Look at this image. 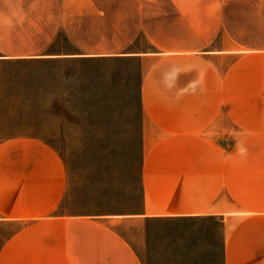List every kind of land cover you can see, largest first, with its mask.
<instances>
[{"label": "crops", "instance_id": "crops-1", "mask_svg": "<svg viewBox=\"0 0 264 264\" xmlns=\"http://www.w3.org/2000/svg\"><path fill=\"white\" fill-rule=\"evenodd\" d=\"M59 30L74 51L47 52ZM68 55L139 60L144 207L68 212L59 152L0 136V264H147L117 221L195 219L224 264H264V0H0V60Z\"/></svg>", "mask_w": 264, "mask_h": 264}, {"label": "rangeland", "instance_id": "rangeland-1", "mask_svg": "<svg viewBox=\"0 0 264 264\" xmlns=\"http://www.w3.org/2000/svg\"><path fill=\"white\" fill-rule=\"evenodd\" d=\"M45 10L40 9L54 11ZM49 51L74 48L59 30ZM140 72L139 60L123 55L0 60V136L37 135L59 152L67 167L63 209L68 212L143 209ZM140 225L149 233L147 264H224L217 220L117 221L115 227L139 245ZM16 226L0 224V233Z\"/></svg>", "mask_w": 264, "mask_h": 264}]
</instances>
